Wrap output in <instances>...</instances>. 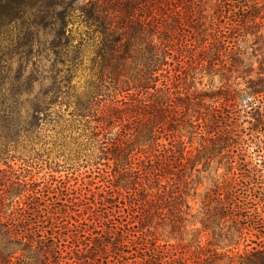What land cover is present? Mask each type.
Returning <instances> with one entry per match:
<instances>
[{"label":"trees","instance_id":"obj_1","mask_svg":"<svg viewBox=\"0 0 264 264\" xmlns=\"http://www.w3.org/2000/svg\"><path fill=\"white\" fill-rule=\"evenodd\" d=\"M55 3L65 47L76 23L91 35L77 55L89 47L92 62H62L32 111L18 97L0 100V264H96L109 248L118 256L110 264H187V234L197 257L209 236L206 264L232 244L233 264H264V239L247 238L264 233V161L248 151L264 150L252 138L264 128V0ZM203 73L222 85L199 88ZM51 123L105 166L98 198L33 179L27 160ZM218 156L226 170L200 193ZM160 228L179 242L159 243Z\"/></svg>","mask_w":264,"mask_h":264},{"label":"rangeland","instance_id":"obj_2","mask_svg":"<svg viewBox=\"0 0 264 264\" xmlns=\"http://www.w3.org/2000/svg\"><path fill=\"white\" fill-rule=\"evenodd\" d=\"M23 1L24 3L21 4ZM55 1H65L67 3L73 0H14V2L0 0V100L2 98L18 97L22 101H26V108L32 111L35 108V103L46 96L44 92L53 81L62 76L60 70L66 67L62 62H70L71 65L79 62H83V65H85L92 62L91 56L93 54L92 51L89 52V47H85V57L83 56L81 59L77 55L79 48L82 47V45L79 46L80 41L84 40L82 42L85 43L91 35L80 34L83 28L78 27L76 23L71 27L73 32L70 35V45L65 47L66 39L59 35L60 19L58 12L61 6H57ZM145 2H151V0H145ZM63 51H66L69 56L66 60H63ZM198 77L202 82L198 85L199 88L208 89L209 87L214 88L222 85L219 76L211 77L203 73ZM76 80L79 79L76 78ZM7 109L9 110V108ZM23 112H25V109H23ZM47 128L49 130L44 132L43 140L33 146L34 148L31 150L32 158L27 160L28 164L31 165L29 169L33 171V179L36 181L49 180L54 184L66 182L69 186L78 188V192L86 197L88 201L98 198L108 185L103 175L105 166L101 165L102 170H97L85 157V151L78 150L77 141L79 140H71L70 137L63 139V136L59 134V128L52 129V123ZM252 138L264 147V128L259 132L255 131ZM74 141L76 142L74 143ZM196 145L197 143H194L193 147ZM254 150L255 144H252L248 150L249 154L254 156L252 162L260 164L264 161V150L259 157H255L256 152ZM13 154L16 157L20 155L18 152H12L11 155ZM8 162L18 170L21 166H25L23 160H13L12 157ZM212 166L210 170L201 173V184L198 187L200 193L210 188L214 179H218L226 170L225 160L220 159L219 156ZM1 167L4 168L5 166L2 165ZM25 167L28 168V166ZM245 168L242 165L243 171H245ZM259 185L264 196V169ZM199 201V198L190 200L194 206V211H197ZM259 208L264 212V202L260 204ZM110 225L112 224L108 223L104 227ZM159 234V243L169 241V244L175 245L179 242L178 238L169 237L161 228ZM191 237L190 234H187L183 241L188 250L187 264H206L205 262L210 260L205 258L208 256L209 250L213 248L209 236L204 235L202 237L201 244L205 247L200 257H197V252H195L197 250L196 243L191 241ZM247 238L253 241L263 240L264 233L251 229ZM110 240L113 241V239ZM220 244H222L221 246L227 245L226 241ZM233 246L232 244V246L226 248H218L219 253H217L216 258L219 259L215 263L233 264L231 257L234 261H237L238 259L235 256L237 249H233ZM243 249L244 243L242 242L238 246V250L242 252ZM129 250L130 248L122 246L119 247L117 252L125 254ZM117 258L115 250L109 248L107 256L105 255L96 264H110V262L116 261Z\"/></svg>","mask_w":264,"mask_h":264}]
</instances>
